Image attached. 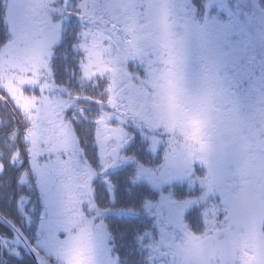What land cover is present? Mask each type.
<instances>
[{
    "label": "snow or ice",
    "instance_id": "1",
    "mask_svg": "<svg viewBox=\"0 0 264 264\" xmlns=\"http://www.w3.org/2000/svg\"><path fill=\"white\" fill-rule=\"evenodd\" d=\"M0 264H264V0H0Z\"/></svg>",
    "mask_w": 264,
    "mask_h": 264
},
{
    "label": "rangeland",
    "instance_id": "2",
    "mask_svg": "<svg viewBox=\"0 0 264 264\" xmlns=\"http://www.w3.org/2000/svg\"><path fill=\"white\" fill-rule=\"evenodd\" d=\"M174 187L176 188V193L178 196L183 195V192L186 191V185H181L179 182H176Z\"/></svg>",
    "mask_w": 264,
    "mask_h": 264
},
{
    "label": "trees",
    "instance_id": "3",
    "mask_svg": "<svg viewBox=\"0 0 264 264\" xmlns=\"http://www.w3.org/2000/svg\"><path fill=\"white\" fill-rule=\"evenodd\" d=\"M144 190L150 192V189H148L146 185L144 186ZM150 194H152V195H154V196H155V195H158V194L155 193V192H150Z\"/></svg>",
    "mask_w": 264,
    "mask_h": 264
}]
</instances>
